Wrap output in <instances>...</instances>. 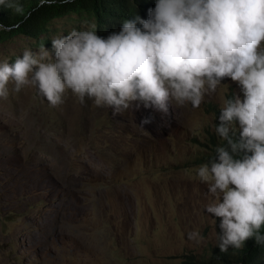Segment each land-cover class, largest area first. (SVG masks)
<instances>
[{
  "label": "rangeland",
  "instance_id": "374dc122",
  "mask_svg": "<svg viewBox=\"0 0 264 264\" xmlns=\"http://www.w3.org/2000/svg\"><path fill=\"white\" fill-rule=\"evenodd\" d=\"M91 25L56 19L39 39L0 42V61L51 50L52 38ZM221 83L199 108L116 114L71 91L51 107L35 87L9 84L0 99V264H179L209 254L220 218L204 209L213 198L196 178L205 147L195 140L214 133L213 108L244 95L238 82Z\"/></svg>",
  "mask_w": 264,
  "mask_h": 264
},
{
  "label": "clouds",
  "instance_id": "9594fccd",
  "mask_svg": "<svg viewBox=\"0 0 264 264\" xmlns=\"http://www.w3.org/2000/svg\"><path fill=\"white\" fill-rule=\"evenodd\" d=\"M0 5L12 7L9 0ZM262 44L264 0H156L147 19H125L106 38L95 26L72 29L52 38L51 50L0 61V99L11 84L14 92L35 87L51 107L71 91L80 103L87 98L114 114L133 105L167 112L169 102L199 108L223 79L238 82L243 100L225 97L214 127L223 144L195 174L213 198L204 209L220 218V251L239 250L249 239L264 246Z\"/></svg>",
  "mask_w": 264,
  "mask_h": 264
},
{
  "label": "trees",
  "instance_id": "16d2710c",
  "mask_svg": "<svg viewBox=\"0 0 264 264\" xmlns=\"http://www.w3.org/2000/svg\"><path fill=\"white\" fill-rule=\"evenodd\" d=\"M9 3L12 7L0 5V42L17 35L39 39L54 20L71 15L89 20L91 27L97 29V35L106 38L110 33L118 32L125 19L137 15L147 19L148 10L155 7L156 0H9ZM16 7L21 11L16 12ZM213 109L216 110L215 125H218L221 109ZM235 138H239L238 130ZM195 141L205 147L193 159L196 164L207 163L214 156L216 147L223 144L215 132L206 143ZM260 232L264 234V225ZM179 264H264V246H256L254 240L249 239L239 250L230 247L228 251L221 252L215 245L209 254H185Z\"/></svg>",
  "mask_w": 264,
  "mask_h": 264
}]
</instances>
